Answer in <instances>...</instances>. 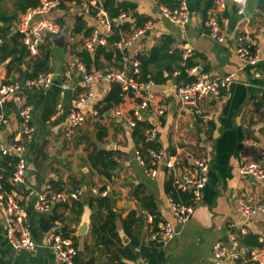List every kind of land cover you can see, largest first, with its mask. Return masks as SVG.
<instances>
[{
	"label": "crops",
	"instance_id": "obj_1",
	"mask_svg": "<svg viewBox=\"0 0 264 264\" xmlns=\"http://www.w3.org/2000/svg\"><path fill=\"white\" fill-rule=\"evenodd\" d=\"M86 1L68 4L65 10L57 7L45 15L48 21L59 25L60 32L50 35L44 31L39 45L47 39L50 43V50L47 51L49 55L46 54L52 66L50 71H54L58 60L60 65L59 73L54 74V82L48 88L23 90L26 101L34 107L31 121L34 132L31 139L16 137L20 120L14 105L0 106V145L11 149L14 140L18 138L25 146L24 183L14 185L9 182L16 189L7 190H12L21 203L32 235L39 243L32 251L15 250L9 245L4 237L3 203L0 202V264H62L54 259L50 249L43 244V238L50 232L62 234L64 227L69 231V237H75L77 243L75 264H140L144 258L140 247L149 245L154 226L152 219H148L151 215L140 205L139 197L144 194L152 196L154 200L161 220L158 224L169 221L177 230L171 239L157 240L160 242V250L154 254L156 264H215L213 247L217 242L238 253L237 264H264V245L249 249L240 243V238L248 232L257 234L259 241L263 240L264 214L246 219L241 218L236 211L237 200L240 198L251 203L264 200V181L255 182L251 177L241 176L238 171L242 164L256 158L257 150L264 153V59L256 65L241 66L234 47L235 37L243 34L257 43L264 56V6L260 7V0H247L243 13H238L240 0H227L223 11L216 10L228 21L222 42H216L206 34L205 19L215 13V0H186L190 18L184 25L172 23L162 15L161 6H168L163 0H114L120 11L127 13L122 20L111 18L104 7V0H100L113 22L112 33L115 22L127 23L128 32L120 31L121 37L136 31L146 22L153 23L132 45L121 49L118 62L114 60L116 47L107 48L112 51V61L120 66L110 65L104 70L130 66L132 60H137L139 64V56L148 54L163 37H170L171 50H180L183 55L184 49L188 47L196 64L194 66L200 72L213 78L233 75L228 90L201 101V116L188 110L173 91L172 85L175 84L178 71L174 70L169 74L163 69V76L168 80L162 84L150 80L154 83L151 90L158 95V111L161 110V113L154 110L153 106L148 107L144 111V121L149 126L145 129L158 123L156 136L152 141L166 153L167 160L173 163L172 169L163 164L156 167L155 177L148 176L135 158V150L141 148L135 147L132 128L128 125L132 114L122 112L119 105L111 107L104 114L100 112L99 101L111 87V82L105 77L94 83L95 97L85 107L88 112L92 108L97 109L99 115L89 116L69 136L66 135L67 118L71 109L70 97L82 90L81 73L73 67L76 61H80L75 53L86 48L92 57L97 47H88L90 36H85L83 31H74L79 23L90 29L98 24L93 15L77 10ZM0 6L7 14L14 10L13 0H2ZM71 6L73 10H69ZM21 14L18 13L15 20L6 23L10 25L12 33L18 32ZM0 24L3 22L0 21ZM10 59L11 57H7L0 62V85L4 84V80L13 82L25 78L17 72L7 75ZM69 67L71 88L62 94L59 82L64 70ZM22 69L24 70V65ZM89 69L96 70L93 65ZM149 70L154 74L158 69L151 65ZM188 73L191 74L189 70ZM128 101L131 102L130 99ZM117 111L120 114H116ZM246 139L253 141L255 145L245 143ZM99 149L115 152L116 166L111 170L110 177L100 172L102 168H96L91 161L90 156ZM0 156L7 155L0 153ZM9 157H14L16 163L15 154ZM201 157L209 162V170L208 182L200 190L199 197L194 199L191 196L192 203L186 204L180 196L175 197L171 192H166L169 180L171 190L177 194L185 192L173 185V177L184 174L191 169L194 159ZM0 168L4 172L1 165ZM52 181L54 183L50 184ZM2 187L4 188L3 184ZM58 188L61 189L58 192L80 188L82 195L77 199L55 201L49 211L38 212V197L58 193ZM89 196H108L111 199L112 210L117 216L115 226L120 240L112 238L114 244L109 248L95 241L90 233L93 209L87 204ZM170 200L193 207L186 222L179 224L176 221L169 206ZM76 201L82 204L81 209H78ZM130 211H135L136 217L142 216V221H136L130 228L139 242L138 246H130L134 259L125 257L123 253H113L129 245L130 238L123 230L121 220ZM105 213L103 210L102 214ZM50 215L61 218L54 221L50 230L42 231L41 222ZM85 219L89 221L87 231L79 234V226ZM229 222H234L236 227L229 229ZM239 228L244 229V232L241 233ZM232 231L236 235V247L230 242Z\"/></svg>",
	"mask_w": 264,
	"mask_h": 264
},
{
	"label": "built area",
	"instance_id": "obj_2",
	"mask_svg": "<svg viewBox=\"0 0 264 264\" xmlns=\"http://www.w3.org/2000/svg\"><path fill=\"white\" fill-rule=\"evenodd\" d=\"M177 3L174 7L161 6L162 15L170 22L184 25L190 18V12L186 0H173ZM247 0H240L238 13H243V7ZM227 0H215V13H211L205 19L206 34L216 42L224 40V32L227 28V18L218 14L217 11H223L226 7ZM58 7L57 0H40L37 7L28 8L21 14L19 20L18 32L21 34L22 42L26 46L30 54L34 55L38 51V45L41 43L42 34L47 31L50 35H56L60 32V27L48 21L45 15L51 10ZM80 13L93 15L97 20V26L92 29L91 35L87 42V46H104L107 43L108 37L112 34L113 22L110 20L106 10L100 0H87L81 3L78 7ZM73 6L69 10H73ZM217 10V11H216ZM125 11H120L117 19L122 20L126 17ZM153 26L152 22H146L142 27L132 33L122 36L114 43L115 47L120 49L132 45L134 40L146 30ZM1 42V39H0ZM235 54L239 59L241 66L256 65L264 56L260 47L250 37L239 34L234 39ZM191 55L190 49L187 47L183 51L185 59ZM82 76L80 86L82 90L70 97L71 109L68 113L66 135L69 136L73 130L82 125L89 116L96 117L99 115L97 109L92 108L91 111H86L85 107L95 97L94 83L105 77L110 82H116L125 90L141 91L146 94V98L138 103L133 114L128 120V125L133 128L137 121H144L145 113L148 105L151 104L154 93L151 90L154 83L152 81L138 82L133 76L139 74V64L137 60H132L130 66H123L120 69H107L105 75L101 70L86 71L85 65L81 61H76L73 65ZM189 72L195 76L190 83L173 84L172 89L181 101V103L192 113L201 116L200 103L204 98L221 95L225 90H228L232 83L231 74L224 77H210L205 72H200L196 66L189 69ZM71 68H67L63 72V77L59 82L61 93L68 91L70 85ZM54 73L52 71L42 72L36 76L26 79L24 86L18 81L4 83L0 85V106L12 104L15 107L16 114L20 120V129L16 133V137L31 139L34 126L32 124L33 105L26 101L23 90H36L48 88L54 82ZM161 113V110L158 113ZM116 114H120L119 111ZM157 124L144 130L147 140H152L156 136ZM16 138L12 144V148L8 149L0 145V153L7 156L15 154L16 163L9 181L14 185L24 183L26 172L25 146ZM247 144L255 143L248 139L244 140ZM138 164L143 167L144 172L155 177L156 167L164 165L168 169L173 168V163L167 160L166 153L160 149H148L149 161L142 155L139 149L134 152ZM165 159V162H163ZM209 170V162L205 157L196 158L193 161L191 169L186 171L181 176L173 177V185L182 191L191 190L194 199L199 197L200 190L208 182L207 172ZM239 174L245 177H253L257 181H264V153L257 150L256 158L242 164L239 169ZM3 175L0 168V202L3 203L2 219L4 222L5 240L15 250L32 251L39 246L37 240L33 237L30 223L25 215V211L21 203L15 198L12 190H7L2 187ZM82 195V190L76 188L68 192H58L46 196L42 194L36 202V210L44 213L50 210L51 204L55 201H65L69 198L77 199ZM170 209L178 223H184L189 218L193 211L191 205H185L179 201L170 200ZM236 211L241 218H249L256 215L264 214V200L259 203H251L244 199H238ZM149 220L152 218L149 216ZM234 222L228 223L229 229H234ZM240 232L244 229L239 228ZM174 225L169 221H163L158 224L157 230L152 233V239H171L175 235ZM230 242L233 247L237 246V239L234 232H231ZM43 244L50 249L55 260L62 264H75L77 255V247L72 238L62 236L61 233L50 232L43 238ZM213 257L215 264H237L236 259L238 253L230 251L226 246L217 242L213 247ZM140 264H150L146 258H143Z\"/></svg>",
	"mask_w": 264,
	"mask_h": 264
},
{
	"label": "trees",
	"instance_id": "obj_3",
	"mask_svg": "<svg viewBox=\"0 0 264 264\" xmlns=\"http://www.w3.org/2000/svg\"><path fill=\"white\" fill-rule=\"evenodd\" d=\"M58 7L65 10L68 7V4L71 3H80L81 0H57ZM173 0H163V2L168 5V7H174L177 5ZM2 0H0L1 4ZM40 3V0H13V12L7 14L0 6V21L3 24H0V62L5 60L7 57H11L7 65V75L9 76L12 72H17L20 76L27 78H32L39 73L48 72L52 69V66L49 64V53L46 55V52L50 50L48 39L39 45L38 54L35 56L30 55L26 46L22 42V37L19 32L12 33L10 25L6 24L9 21H13L17 18L18 13H23L28 8L37 7ZM260 7L264 6V0H260ZM104 7L107 9L111 18L116 19L120 13V9L115 5L114 0H104ZM127 23L118 24L114 23L113 33L108 37L107 44L104 46L98 45L94 49L93 56L89 54L87 49H81L77 51L75 55L84 62L86 65V70H90V66L93 65L97 70H104V68H109L110 65L114 67H119L120 65L115 64L112 61V51L107 48H114L113 45L120 38L121 32H128ZM75 32L83 31L85 36H90L92 29L85 27L82 23H79L74 27ZM48 38V37H46ZM172 39L170 37H163L157 45H154L148 54H143L138 57L140 61V74L134 75L133 78L138 82H146L152 80L156 84L165 83L168 78L163 76L162 70H166L167 73H172L174 70L178 71V75L175 78V84L190 83L194 80L195 76L188 73V70L193 67L195 64L193 56L189 55L185 59L183 58L182 51L180 50H171ZM113 45V46H112ZM24 65V70L22 66ZM153 65L158 70L156 73H152L149 70V67ZM9 80H4V83H8ZM131 100L129 102L128 100ZM145 99V94L141 91L128 90L126 92L122 91L120 85L116 82H111V87L106 96L99 101L101 104L100 112L104 114L111 107L119 105L122 112L133 114V106L137 103L142 102ZM153 106V107H152ZM152 107L154 110L158 111L160 104L157 94H154L151 104L148 106ZM147 107V108H148ZM149 124L145 121H137L136 125L132 128V138L135 142V147H140L141 152L146 158V162L149 161L148 149H159L157 143L152 140H146L144 134V129L148 127ZM115 152L110 150L99 149L90 156L93 165L98 168L104 175L110 177L111 170L115 168L116 162L114 160ZM15 164V158L9 156H0V165L4 168L2 172L3 177L1 182L6 189H16L9 182V178L12 174ZM54 183L52 181L50 184ZM61 189H56V192ZM166 192L170 193L175 197L183 198L186 204L192 203L191 200V190L188 189L183 193H176L171 190L170 180L165 187ZM141 207L148 212L152 218L153 229L151 234L157 230V224L161 221L158 218V212L154 203L152 196L144 194V196L139 197ZM75 204L78 205V209H81V203L76 201ZM87 204L90 208L93 209L92 213V223L90 233L92 237L100 242L106 248H109L110 245L114 244L111 240L116 238L120 240L118 233L116 231L115 221L117 219L116 213L112 210V202L110 197L104 196H89ZM77 209V211H78ZM105 210V215L102 214V211ZM102 216H104L102 218ZM61 216L50 215L47 219H43L41 222L42 231L50 230L53 227L54 221L60 219ZM136 221H142V216L136 217L135 211H130L128 216L121 220L122 228L125 233L129 236L130 242L129 245L119 248L116 252L113 253H123L125 257L134 259L135 256L133 251L130 249V246H138L139 242L137 238L132 235L130 228ZM62 236L69 237L70 233L67 231L66 227L62 229ZM75 245V237H72ZM240 243L243 246L248 247L249 249L254 247H262L264 245V238L262 241H259V236L257 234L248 232L240 238ZM160 242L156 239H152L149 242L148 246L141 245L140 253L142 257L146 258L150 264H156V259L154 254L157 253L160 249ZM109 250V249H108ZM248 257V255H246Z\"/></svg>",
	"mask_w": 264,
	"mask_h": 264
},
{
	"label": "water",
	"instance_id": "obj_4",
	"mask_svg": "<svg viewBox=\"0 0 264 264\" xmlns=\"http://www.w3.org/2000/svg\"><path fill=\"white\" fill-rule=\"evenodd\" d=\"M121 53H122V50L120 48L116 47L115 50H114V54H115L114 60H115V62H118L119 61V58H120ZM46 54H48V52ZM59 65H60V60H58L56 62V64H55V66H54V71H53L54 74H58L59 73ZM106 73H107V70L106 69L102 71V74L103 75H105ZM18 83L20 85L24 86L25 78H21L20 80H18ZM2 106H4V105H2ZM195 126H196V123H195ZM163 162H165V159H163ZM251 178H253V177H251ZM253 179L255 180V182L257 181L255 178H253ZM88 223H89L88 219H85L81 223V225L79 226V229H78L79 234H85L86 233L87 228H88ZM175 232H177L176 229H175Z\"/></svg>",
	"mask_w": 264,
	"mask_h": 264
}]
</instances>
